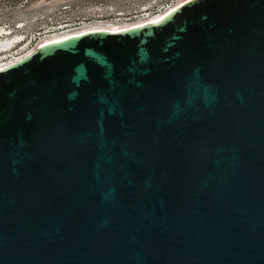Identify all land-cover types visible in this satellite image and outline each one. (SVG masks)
<instances>
[{"label": "water", "instance_id": "95a60500", "mask_svg": "<svg viewBox=\"0 0 264 264\" xmlns=\"http://www.w3.org/2000/svg\"><path fill=\"white\" fill-rule=\"evenodd\" d=\"M0 264H264V0L0 68Z\"/></svg>", "mask_w": 264, "mask_h": 264}, {"label": "built area", "instance_id": "2783aa9c", "mask_svg": "<svg viewBox=\"0 0 264 264\" xmlns=\"http://www.w3.org/2000/svg\"><path fill=\"white\" fill-rule=\"evenodd\" d=\"M180 1L184 2V0H144L142 3L133 6L132 9L120 8L124 10L113 11V6H105L101 0H97L82 9L73 7L75 10L80 11L81 14L79 16L73 15L70 7H61L59 12H61V10L62 13L66 12V18H62V16L58 17L57 14L49 15V17H47L48 22L43 21L46 26L42 28V31L38 30L35 33L31 32L28 36L18 34V40L13 42V47L11 49L0 51V68L6 66L5 64L7 63L10 64V61L13 62L17 60V58L21 57L22 54L40 41L77 34L97 25H99L101 29H121L126 25L148 21L149 19L165 14V12L175 7ZM7 3L9 6L12 4L11 2ZM121 6L125 5L122 4ZM20 26L21 25L16 23L14 28L18 29ZM2 28L5 32H8V34L12 33V31L8 29V26L5 25Z\"/></svg>", "mask_w": 264, "mask_h": 264}, {"label": "rangeland", "instance_id": "374dc122", "mask_svg": "<svg viewBox=\"0 0 264 264\" xmlns=\"http://www.w3.org/2000/svg\"><path fill=\"white\" fill-rule=\"evenodd\" d=\"M96 1L97 0H0V31L4 32V36H0V41H4L6 38H9L10 41H14L18 34L28 36L31 32L35 33L38 30L42 31V28L46 26L43 21L48 22L47 17H49V15L57 14L58 17L62 16V18H66V12L62 13V10L59 12L61 7L68 6L73 15L79 16L81 14L80 11L74 8L82 9L88 4H92ZM142 1L144 0H101L105 6H113V11H122L125 8L132 9L133 6L142 3ZM7 2H11V6H9ZM122 4L125 6H121ZM16 23L21 25L20 28H14ZM5 25L12 31V33L10 32L11 34L3 30L2 27ZM93 27L100 26L97 25ZM12 45L5 50L11 49L13 47Z\"/></svg>", "mask_w": 264, "mask_h": 264}, {"label": "bare ground", "instance_id": "6f19581e", "mask_svg": "<svg viewBox=\"0 0 264 264\" xmlns=\"http://www.w3.org/2000/svg\"><path fill=\"white\" fill-rule=\"evenodd\" d=\"M185 1V0H184ZM183 1H180L177 5H175V7L176 6H178L179 4H181ZM175 7H173V8H171L169 11H167V12H165V14H167L168 12H170L172 9H174ZM165 14H162V15H159V16H157V17H155V18H152V19H149L148 21H142V22H138V23H133V24H129V25H126V26H129V27H131V26H135V25H141V24H143V23H146V22H152V21H157V20H159L161 17H163ZM126 26H124V27H126ZM126 28H128V27H126ZM99 29H101V27H92V28H89V29H87V30H84L83 32H80V33H84V32H87V31H93V30H99ZM121 29H125V28H121ZM117 30H119V29H117ZM111 31H116V30H111ZM80 33H77V34H80ZM73 35H76V34H73ZM0 36L1 37H3L4 36V32H2V31H0ZM67 36H70V35H67ZM67 36H60V37H56V38H53V39H46V40H44V41H40V42H38L35 46H33L31 49H29L28 51H26L24 54H22L21 55V57H23L24 55H26V54H28L34 47H36L37 45H39V44H44V43H47V42H49V41H58V40H61V39H63V38H65V37H67ZM13 38V37H12ZM18 38V37H17ZM14 39V41H10L9 40V38H6L4 41H0V50H5L6 48H8V47H10L13 43L12 42H16L18 39ZM13 46V45H12ZM21 57H19V58H21ZM19 58H17V59H19ZM12 61H10V63H11ZM7 64H9V63H7ZM7 64H5V65H7ZM4 67V66H3ZM2 68V67H1Z\"/></svg>", "mask_w": 264, "mask_h": 264}]
</instances>
